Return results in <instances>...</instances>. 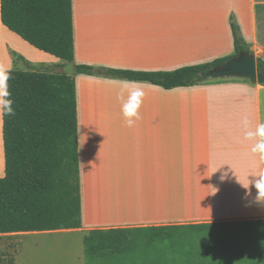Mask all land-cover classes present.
I'll return each instance as SVG.
<instances>
[{
    "label": "crops",
    "instance_id": "obj_1",
    "mask_svg": "<svg viewBox=\"0 0 264 264\" xmlns=\"http://www.w3.org/2000/svg\"><path fill=\"white\" fill-rule=\"evenodd\" d=\"M72 20L74 67L167 73L231 58L233 23L264 57V0H72ZM64 66L3 24L0 0V69L58 74ZM72 77L81 226L0 235H74L75 264H86L84 238L95 230L264 223V201L249 182L259 160L242 127L244 117L252 129L264 122L263 85L241 78L173 89L142 82L140 119L129 127L117 99L122 79L75 70ZM2 127L3 119L0 178Z\"/></svg>",
    "mask_w": 264,
    "mask_h": 264
},
{
    "label": "trees",
    "instance_id": "obj_2",
    "mask_svg": "<svg viewBox=\"0 0 264 264\" xmlns=\"http://www.w3.org/2000/svg\"><path fill=\"white\" fill-rule=\"evenodd\" d=\"M3 24L38 50L62 61L74 60L72 0H1ZM236 55L249 51L233 23ZM229 58L167 73H143L75 66L76 73L148 82L165 89L193 87L202 73ZM14 116L3 117L5 176L0 178V234L72 230L81 226L76 90L64 73L8 70ZM258 84L264 86V57L257 58ZM263 224L234 223L230 226ZM228 225L196 228L226 229ZM181 227L95 230L84 238L86 264L124 262L144 246L180 238ZM220 231V233H221ZM240 231H232L235 236ZM250 234L251 232H247ZM255 233V232H254Z\"/></svg>",
    "mask_w": 264,
    "mask_h": 264
},
{
    "label": "rangeland",
    "instance_id": "obj_3",
    "mask_svg": "<svg viewBox=\"0 0 264 264\" xmlns=\"http://www.w3.org/2000/svg\"><path fill=\"white\" fill-rule=\"evenodd\" d=\"M58 71H62L61 67ZM225 228L223 231L185 228L177 231L180 238L149 244L134 257L125 255L120 261L131 260L134 264H264V223ZM236 230L240 231L237 236L231 233ZM79 247L74 235H0V264H75ZM81 253H84L83 248Z\"/></svg>",
    "mask_w": 264,
    "mask_h": 264
},
{
    "label": "clouds",
    "instance_id": "obj_4",
    "mask_svg": "<svg viewBox=\"0 0 264 264\" xmlns=\"http://www.w3.org/2000/svg\"><path fill=\"white\" fill-rule=\"evenodd\" d=\"M10 78L9 72L0 69V120L3 117L15 115V109L13 108L15 101L12 98L8 86V80ZM119 83L122 89L117 99L121 101V114L127 126L133 127L135 122L140 119L139 109L145 95L143 85L142 82L130 80H122ZM242 127L244 128V139L252 142L251 152L259 160L260 170L258 174L252 180L248 179L250 184L256 189V201L260 203V201H264V122L257 124L255 129H252L250 127V121L247 117H244ZM226 177L227 173H224L221 179L223 180ZM235 178L238 182L236 176Z\"/></svg>",
    "mask_w": 264,
    "mask_h": 264
},
{
    "label": "water",
    "instance_id": "obj_5",
    "mask_svg": "<svg viewBox=\"0 0 264 264\" xmlns=\"http://www.w3.org/2000/svg\"><path fill=\"white\" fill-rule=\"evenodd\" d=\"M63 73L72 76L74 74V65L72 63L66 64L63 68ZM201 76L205 81L241 78L249 80L252 84H257V57L254 53L242 51L238 55L229 58L222 65L202 73Z\"/></svg>",
    "mask_w": 264,
    "mask_h": 264
}]
</instances>
